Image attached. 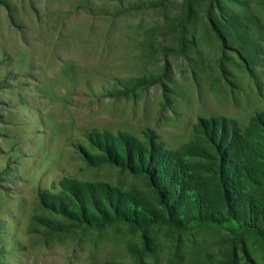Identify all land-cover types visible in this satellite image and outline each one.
<instances>
[{
  "label": "rangeland",
  "instance_id": "obj_1",
  "mask_svg": "<svg viewBox=\"0 0 264 264\" xmlns=\"http://www.w3.org/2000/svg\"><path fill=\"white\" fill-rule=\"evenodd\" d=\"M0 264H264V0H0Z\"/></svg>",
  "mask_w": 264,
  "mask_h": 264
},
{
  "label": "bare ground",
  "instance_id": "obj_2",
  "mask_svg": "<svg viewBox=\"0 0 264 264\" xmlns=\"http://www.w3.org/2000/svg\"><path fill=\"white\" fill-rule=\"evenodd\" d=\"M83 59H84V57H83ZM84 60H88V61H90L91 59H84ZM84 60H83V64H82L83 66H84ZM85 65H86V64H85Z\"/></svg>",
  "mask_w": 264,
  "mask_h": 264
},
{
  "label": "trees",
  "instance_id": "obj_3",
  "mask_svg": "<svg viewBox=\"0 0 264 264\" xmlns=\"http://www.w3.org/2000/svg\"><path fill=\"white\" fill-rule=\"evenodd\" d=\"M220 198V200L219 201H221V197H219Z\"/></svg>",
  "mask_w": 264,
  "mask_h": 264
}]
</instances>
